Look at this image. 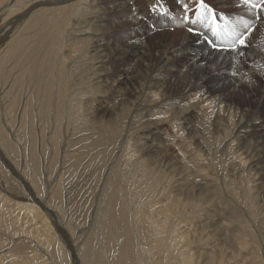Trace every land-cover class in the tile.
<instances>
[{"label": "bare ground", "instance_id": "1", "mask_svg": "<svg viewBox=\"0 0 264 264\" xmlns=\"http://www.w3.org/2000/svg\"><path fill=\"white\" fill-rule=\"evenodd\" d=\"M161 1L162 3L164 1V4L173 3V0ZM210 1L211 0H205L207 6L212 8L213 5ZM135 2H137V0H111L107 5H103L100 3V0H0V81L6 83V78L8 76L10 78L11 73L14 74L13 71L10 72L12 68H8V65L11 64L15 66L19 63V60H21V63L24 62V68H18L20 74V72L25 69L29 70V68H25V66L28 65L27 60L31 59V61L35 63L36 68H30V70L31 72L36 73L29 78L30 86L34 84L38 86V89H36L37 93L35 94L33 88H37L36 86L32 87V89L30 87L27 88L28 85L25 87V90L29 93L26 102L31 99L32 95L34 98L37 94L39 98L44 99L43 101L40 99L41 105L39 104L38 109L35 108L34 118L32 117L31 109L27 107L26 102L24 103L21 117L18 116L21 120V128L23 127L22 134L17 130V134H19H16V137L11 136L14 132L11 127L12 124H10V121L8 120L12 118L13 115L5 116L7 117L3 120L5 125L2 128L0 127V185L3 184L4 187L7 188L8 193V196L3 195V198H0L2 199V203L0 202V230L2 231V234H5V238L0 236V264H5L4 262L7 264H216L209 256V252H206L207 248L204 247V244L200 247L195 246L197 239L194 230L198 227L195 223H202L203 221L200 211L196 214L195 218L194 216L190 217L191 215H187L185 213V206L188 201L183 203L180 199V194L175 195V191H169L168 193L164 192L163 194L160 192L159 195L157 194L158 196L156 195V199L151 198L153 191L158 188L154 183L156 182L155 180L158 179L152 176L150 173V169L152 168H147L144 165V162L143 164L137 159L128 157V155L126 157V154L123 151L124 148L121 151L124 153L126 161H122L123 159L119 160V158L118 161L109 163L110 166L107 165V169H102V167H96V169L93 168V166L90 168L91 161H89L82 169L81 175L85 174L84 178L81 181L78 180V182L73 185L74 187L71 188L70 186L72 184L65 182V174L69 169L66 171H59L57 168V166H59V168L64 169L63 167L65 166L64 164L67 163L65 161L67 157H77V159L82 158V161H84L86 156L88 157L87 153L89 152H87L88 149H86L85 146L88 148L94 145L95 147L101 145L103 142L101 134V127L103 125L101 126V123L104 122L105 119H108L110 122H107L111 126L110 134L120 132L122 129L125 131V127L127 128L128 125L131 124H125L124 119L125 117L130 116L132 111L134 112V108L136 107L134 105L135 103H132L129 99H136V97H134V94L131 95V93L126 90V92H122L119 89L120 86L126 85L131 77L129 78L127 72H122L120 78L111 84L109 79L103 80L105 74H101V70L105 68L106 63V61L101 59V52L103 51L101 50V47L103 41H105L106 37L110 35L106 30L107 24L110 20L120 16L121 18H124L125 21L129 22V25L124 27H128V29L126 28L127 31L125 36L128 39L127 46L130 47V51L128 52L127 50L128 55L126 54L123 59V66L118 65L119 68H148V70L153 73V70L158 66L159 68H166V71H169L168 68H172V66L175 65V62L168 59L165 54H160L158 59L156 54L149 56L147 59V56H143L144 54L142 53L143 55H141L140 59L132 61L133 63L131 62V64H127L128 66H124L125 61H129L135 54H137L141 49L140 46L143 49L145 48L144 43L146 42V39L153 34L152 31L147 28V22L149 21L147 18V12L142 10L139 5H135ZM156 3L157 0H153V5ZM245 10H247V14L242 18L247 19L246 22H248L249 27H255L254 32H257L261 38L260 41H256L259 45H255L257 46L256 49H259H251V51L249 53L247 52L248 54L245 55L249 62H255V66L249 69H237V66H231L226 72L225 78H227L228 83L231 85L232 90L230 91L238 93L240 89L238 90L237 88L243 90V94H246L247 97V106L242 107L243 109L240 108L241 110H235L233 106H231V109L229 105L224 104L221 99L227 98L226 96L228 95L224 94L219 95L221 98L208 100V93L204 91L205 88L201 86L202 80L196 79L197 81L192 83V85H184V79H182L183 82H181V78L179 77L181 74H179L178 76H173V82L172 80L169 82H172V84H170L172 88L169 89V91H173L168 99L163 100V96L159 99L157 97L158 102L156 99L155 101L150 102V105H144L141 108V119L144 120L146 116L151 115L150 117H152L153 121L148 124H138L137 129L133 132L149 133L151 131L154 134V131H156L159 126H162V123H167V128L170 129L172 134L168 143L176 144L179 142L181 144L184 142L183 145L185 146V149L190 148L192 142H197L199 145L204 146L209 153L215 154L217 153V149L222 150V147L225 146L227 142L232 143L234 140L238 141V146L245 142L249 143L250 141L251 144L255 143L259 149H264L263 119L258 117L260 114L257 107H253L255 98L252 97L250 99V95L252 94L249 95L248 92H245L246 86L259 85V87H261L259 83L261 79L257 82L255 81L256 77L264 78V56L261 55H264V19H260L262 13L259 10L250 9L248 7H246ZM226 12H228L227 9H224L221 13ZM110 14L112 15L110 16ZM221 17L223 19L224 16H220L219 18L221 19ZM257 18L260 19V21L257 22ZM148 23L150 24V22ZM205 23L206 22H204V26ZM157 24L158 22H155V25ZM241 24H243V22L238 24V33L242 31L243 34L246 30ZM190 28L200 32L204 39H207L211 33L206 29H198L196 26H190ZM183 35L185 38L193 39L194 42H196L195 47L196 45L202 46L204 47L203 51L210 52V49L204 43H201L198 37L189 35L188 30H186V33ZM10 43L14 44L8 49L7 45ZM136 48H138L137 51H135ZM239 51L240 50H236L234 52H237L238 54ZM196 52L197 51H191L186 55H189L188 58H194ZM213 52L214 53H211L212 55H225L220 54L222 52ZM234 52H226V55H230ZM11 58L12 60H10ZM146 60L148 61V64L143 63ZM115 61H117V59ZM118 63H120V61H118ZM37 73L39 74L37 75ZM157 73L160 74L161 72L157 71ZM164 73L162 76H157L158 78H156L155 83L158 84L159 82L165 84V86L168 84L170 74L164 75ZM45 74L46 76H44ZM20 78H22V75ZM44 78L45 81H43ZM137 78L138 76H135L134 82L138 80ZM146 78H151V74L147 72ZM13 80H17L15 87L17 86L18 81H21V79L17 78H14ZM150 80L151 79H149V81ZM41 81L44 83L42 84ZM179 83H181V86H179ZM1 85L5 86L4 84ZM22 85H25L24 82ZM262 86H264V81L262 82ZM157 87L158 86H156V88ZM107 88L110 89L106 90ZM148 90L151 94L152 90H150L149 87ZM12 92L13 91L9 90L7 93L12 94ZM158 92H160V90ZM152 94L155 95V92ZM156 94L161 95L159 93ZM260 95L264 96V89L261 91ZM5 97L6 99L8 98L7 95ZM6 99L2 101H5ZM16 99L17 98L13 96L12 101L17 103ZM2 101H0V106L2 107L1 111L6 114H11L12 112L9 111V109L12 108L14 104L5 107V103H2ZM143 101H145V99ZM172 101H177L175 103H178L179 107L172 104ZM260 102L261 100H258L256 103L261 105L262 102ZM97 103L100 104V107H98V105L97 108H94ZM191 110L193 115L199 118L198 123L194 122L195 124L193 125H190V123L193 122H190ZM27 113L30 116L28 121L26 119ZM51 114L52 117H50ZM14 115L16 114L14 113ZM68 117H70L69 120H71V126L65 123V120H68ZM118 119L121 121H117ZM36 120L38 123L36 128H38L39 131L35 129ZM159 120L162 122L158 123ZM231 120H233V123H236L233 124ZM27 123V128L29 130L28 137L25 135ZM75 124L78 125L75 126ZM71 127V138H68L67 135ZM47 132L48 137L45 138ZM184 133L187 135L193 133L190 141L186 139L184 141ZM197 133H200L203 137L195 136ZM212 133L221 134V137L220 135L216 137L218 142L216 141L215 144L206 140L204 137V135H207L206 137H211L210 135ZM31 134L33 137L34 135L35 137L39 136V148L42 151L39 150L37 153V145L34 147V142L31 141L29 149L26 152V157L23 153V156H19L21 158L20 162L17 151L18 147H16L17 149L15 150H11V148H13L15 142H19L21 145L24 138L25 142H27V139L30 140ZM8 138H10V140ZM69 139L75 140L74 144H72L73 148L84 143V147L81 148V150H84L85 152H82L80 149L75 151L71 149L70 151L67 150V141ZM92 139H94L93 141L96 143H94ZM142 139L147 142L149 138L142 137ZM135 141L136 140L133 142ZM85 142L89 145L85 144ZM141 142L142 145L143 141ZM251 147L253 149V146ZM68 148H70V146ZM128 148L130 147L128 146ZM180 148L184 151L182 150V154L178 152L177 157L185 160V163L183 162L184 165L182 166V170L183 174L187 172L183 176V181L186 182L187 180H191L190 178L193 179L195 177H205V174L209 171L205 169L207 166L204 168L206 171L203 170L205 172H203L200 167L195 170L196 172H191L196 159H192L189 156H195V151L187 156L191 149H187V151L182 147ZM8 151H11L16 155V159L18 158L17 161H13L12 157L9 156ZM70 152L71 154L69 155ZM234 152H237V149ZM201 153H196L199 158L198 164L202 162H200V157L203 158L202 160H205L204 156H201ZM260 154L258 156H260ZM251 157H253V155ZM39 158L41 159L43 167L41 170L46 176L45 179H42V181L44 180L45 182L41 189L38 188L36 184L38 178L37 174H39H36L39 169ZM245 160L248 161L246 157ZM252 160H254V158ZM255 160L254 162L259 161ZM240 162H242V160H240ZM57 163H59V165H57ZM101 164L103 165L102 158ZM80 166L82 167L83 165ZM239 166L244 167L243 163H240ZM49 168L52 169L49 170ZM53 168L54 172L52 173ZM261 168L263 169V167ZM101 170L102 182L101 184H98L97 181L92 179L96 174L95 172L99 173ZM103 171L106 172L103 173ZM152 171L155 172L156 170ZM231 172L233 173V170ZM160 173L161 172L158 174ZM12 174L19 192L15 190L16 188L13 187L11 183L10 176ZM260 175L264 176L262 174ZM225 176L223 177V180H225ZM255 176L259 178V176ZM165 177L169 178L168 176ZM218 178L220 177L218 176ZM260 178L262 179V177ZM207 179H216V177L211 174ZM169 180H173V178L171 177ZM40 181L41 180L38 179V184H40ZM93 181L95 187L99 185L96 197L94 195L98 200H95L92 196L91 199L93 200V204L90 203L92 205L91 212L90 209H88V211L85 212L86 214L84 215V218L79 222L77 219L78 217L76 218L74 216V214H76L73 210L74 207L72 209L70 206L71 199L73 198V202L76 203L75 201H77L80 196L79 199H86L87 201L88 199L85 198V196L88 188H91ZM213 181L214 180L209 182V184L210 187L215 189V192L221 189L222 192L230 193L228 191L230 188L227 189V186L216 187V184H214ZM175 182L176 179H174V183ZM127 183L130 185L131 183H136L135 187L132 186L133 195L140 198V192L144 191V197L139 200L127 197V194L129 193L120 195L118 190L122 188L123 191ZM259 183L260 181L258 184ZM180 184L182 183L180 182ZM186 184L188 186L187 182ZM217 186H219V184ZM258 186H260V189L262 188V185ZM95 187L91 188V192H93ZM179 187H181V185L174 186L175 189H179ZM161 189L165 190V187H161ZM63 191H65V196ZM205 191L207 192V190ZM13 192L16 195H10ZM251 194V191H247L244 194L246 199H248V203H250L248 205L250 208L257 205V201L251 199ZM23 195H30L31 201H26V203H12L15 205L13 208L14 210H8L5 207V203L11 202L12 198H18V196L22 197ZM10 196L12 198H10ZM58 199L60 203H62L61 206H57ZM94 202L96 205H94ZM128 205H130V208L134 209L129 210L128 212L129 208L127 209L126 207ZM78 206L79 204L77 202L75 207L78 209ZM125 207L129 213L127 215V212L124 209ZM250 210L252 211V209ZM69 211H71V213H69ZM191 211H193V208H191ZM211 211L213 213V210ZM209 216L211 217V215ZM15 221L20 222V225L21 223L23 224L20 228L26 232L22 234V237H20V235L17 236V234L15 235V233L12 232L14 231L17 233L19 229V226L15 227L17 224ZM14 223H16L15 226ZM206 229L208 230V228ZM8 230H10V234H6ZM23 230H21V232ZM200 235L201 234H199V236ZM1 239L4 240V242H1ZM228 240L229 239H227V241ZM227 244L230 245L231 241L229 240ZM32 245H34V248ZM239 245H243V247L234 248L235 250L232 252L230 250L232 248L229 250L232 255L236 253L238 257H243L242 259L244 260L241 261L245 264L246 260H248L247 257H244L247 254L244 249V246L246 245L245 240L240 238ZM236 250L239 252L237 253ZM50 258L54 261L50 260ZM220 259L218 260L220 261ZM237 259L238 258H236V260Z\"/></svg>", "mask_w": 264, "mask_h": 264}, {"label": "rangeland", "instance_id": "2", "mask_svg": "<svg viewBox=\"0 0 264 264\" xmlns=\"http://www.w3.org/2000/svg\"><path fill=\"white\" fill-rule=\"evenodd\" d=\"M110 1L111 0H100V3H102L103 5H107L108 3H110ZM113 1H116V0H113ZM146 1H148V2H146ZM146 1L145 0H137V2H135V5H137V6L139 5V7L142 10L147 12V15H148L147 18L149 19L148 22H150V24L147 22V28H148V30L152 31L153 34L148 39H146V42L144 43V45H145L144 49L140 46L141 49L137 52V54H135L136 56L134 55L132 57V55L129 53V55H131V57L133 59L131 58L129 61H125L124 66H128L127 64H131L132 61L140 59L141 55H143V54H144L143 56H147V59L149 58V56H152L154 54L157 55V59L160 56V54H165L168 59L175 62V65L172 66V68H168L169 71H166V68L165 69L159 68V66H158V67H156L155 70H153V73H152V71H149L148 68H137V69L136 68H132V69L131 68H119L118 65L123 66V62H124L123 59H124L125 55L126 54L128 55V52L130 51L129 50L130 47L127 46L128 39L125 36V33H126L128 27H124V26L129 25V22L125 21L124 18H121L120 16H117L115 19L110 20V22L107 24V27H106V30L109 32L110 35L106 37V39H105V41H103L102 47H101V50H103L102 51L103 53L101 52V56H102L101 59L106 61L105 68H103L104 71L101 70V74H105V77L103 80L109 79L111 84H112V82H114L120 78L122 72H127L129 74V78L131 77L129 82L127 84L125 83L126 85H122L119 87L120 91H122V92L128 91L129 93H131V95L134 94V97H136V99L135 98L129 99V101H131L132 103H135L134 104L136 106L134 108L135 113L132 111V114H130V116L125 117V119H124L125 124L126 123H129V124L131 123V124L128 125L127 128L125 127V131L122 129L120 132H114V134H110V130H111V126L109 124L110 122L108 119H105L104 122L101 123V126L103 125L102 127H104V128L101 127V129H102L101 134L103 137L102 140L104 143L102 142L101 145L96 144L98 147H95V145H94V146H90L87 148V146H85L86 149H88L87 152L88 151L89 152L87 153L88 157L86 156L84 161H82V158L77 159V157H72V158L67 157L65 159V161L67 162V163L66 162L65 163L67 165L64 164L65 166L63 167L65 170L62 168H59V166H57V165H59V163H57L56 166H57L59 171H66L67 169H69V171L65 174V177H66L65 182L72 184L70 186V188H71V187H74L73 185H75L78 182V180L81 181L84 178L85 174L81 175L82 169L86 165V163H88L89 161H91V164L89 166L90 168H91V166H93V168L102 167V169H107V165L110 166L109 163H113L114 161H118L119 158H120L119 160L123 159L122 161H126V159L124 158V153H125L126 157L128 155V157H132L134 159H137V160L141 161L142 163L144 162L145 164L144 163L143 164L147 168H149V169L152 168V169H150V173L152 174V176H154V178L158 179V180H155L157 183L154 182L158 188L154 190L156 192V194L153 191L151 198L156 199V197L160 194V192H161V194H163L164 192L168 193L169 191H171V192L175 191L174 194L175 195L180 194V199L182 200L183 203H186V201H188L186 203V206H185V213L187 215H189V216L191 215L190 217L194 216V218H195L196 214H198L200 211L203 221H202V223H195V225L198 226L199 228L196 227L194 230L196 232V239H197L196 243L199 245V242H200V245L198 246L195 243V246L200 247V246H202V244H204L205 246L204 245L203 246L207 248L206 252H209L208 254H210L209 256L212 258V260L215 261L214 263H216V264H243V262L241 261V260H244V259H242L243 257H238V255H236V253H234V255H232V253H230V250H231V252L233 250H235L234 248H242L243 247V245H239V239L242 238L245 240L246 245L244 246V249H245V252L247 253L244 257H247V259H248V260H246L245 264H264V184H263L264 183V176L260 175V174L264 175V154H263L264 149H262V148L259 149L255 143L251 144L250 141H249V143L245 142L246 144L244 143V144H241L240 146H238V141L234 140L232 143L236 142L237 144L236 143L232 144V143L227 142L226 145L222 147L223 148L222 150L217 149V153L211 154L207 151V149H205L204 146L199 145L197 142H192V146H191L192 148L191 147L187 148V149H191V150H189L190 152L187 154V156H189L190 153H194V151H195V153H194L195 156H189L192 159H196L195 165L192 166L191 172H194L198 167H200V169L202 168V171L207 169V171L209 170L210 172L208 171V173L205 174L206 175L205 177L204 176L200 177V178L195 177L193 179L190 178L191 180L186 181L188 183V186H187L186 182L183 181V179H184L183 176L187 172H185V174H183V170H182L183 169L182 166L184 165L183 162L185 163V160L177 157L178 152H180L182 154L184 151L180 147L185 149V146L183 145L184 142L181 144L179 142H177L176 144L168 143V140L172 134L170 132V129L167 128V123H165V124L162 123L161 124L162 126H159L160 128L158 127L157 130L154 131V134L151 131L149 133L133 132L135 129H137L138 124H140V123L141 124H143V123L148 124L151 121H153L152 117H150L151 115L146 116L144 118V120L141 119V117H140V114H142L141 108L144 105L145 106L150 105V102L155 101L157 99V97L159 99L163 96V100L168 99L172 94L171 92L173 91V90L169 91V89L172 88V86L170 85L173 82L172 78H173V76H178L179 74H181V75H179V77L181 78L180 81L183 82L182 79H184V82H183L184 85H187V84L192 85V83L197 81L196 79L202 80L203 84L201 83V86L204 87L205 88V89L203 88L204 91H206L208 93L207 94L208 100H211L213 98H221V97H219V95H223V94L228 95V96H226L227 98H221L222 101L224 102V104L229 105L230 108H231V106H233V108L235 110L243 109L242 107L247 106V104H248L246 94L245 95L243 94V90H241V88H237L238 90L240 89L238 93H235V91L234 92L230 91V90H232V88H231V85L228 83L227 78H225V74L229 70V67H231V66H234V67L237 66V69L253 68L255 66V62H252V61L249 62L247 60V58L245 57V55H247L251 51V49H254V50L259 49V48L256 49L257 46H255V45H259L257 42L260 41L261 38H260L259 34L257 32H254V30H253V32L249 33V35H248V39L250 41L249 47L238 48L237 50H240L238 52V54H237V52H234L236 50H233L234 53H232L230 55H226L225 51H217V50H213V48L211 49L209 47V45L204 41L205 39H203V37L196 36V35L189 32L188 28H190V26L191 27L196 26L198 29L208 30L206 26H204V25L200 26V22H196V23L190 22L191 18H193L195 16L196 9L199 7L198 0H179V1L176 0L177 4H176L175 0H173L172 4H164L165 3L164 1L162 3V1L159 0V3H156L155 5L157 8L163 7L164 9L167 10L166 13H163V14L159 11L151 10V8H152L151 6H153V0H152V3H151V0H146ZM184 2H187L190 5L189 9L187 10V15L190 18L189 21H185L183 19L185 12H184L183 8L181 7V5ZM227 2H228V4L226 5ZM252 2L256 3L257 0H252ZM210 3L213 5L212 9H213V11H215L216 15L218 17L224 16L223 19H226V22H224L223 24H225L227 26V28H228L227 30L230 32L233 29H235V31L238 33V30H239L238 24L245 22L247 20L245 18H242L245 14H247L246 11L248 9L245 10L246 6L239 4L238 1H236V0H233V1L232 0H211ZM215 3H216V5H215ZM224 9H227L228 12L221 13L224 11ZM111 15L112 14H110V16ZM110 16H109V18H110ZM260 19H264V13H262ZM260 19L257 18L256 21L258 22V21H260ZM151 20H153V21H151ZM155 22H158V24L155 25ZM241 26L244 27L243 24H241ZM251 27H249V28H251ZM208 28H209V26H208ZM122 29H124V30H122ZM244 29H245V27H244ZM186 30H188L189 35H192L194 37H198L200 39V42L204 43L210 49V52L208 53L206 51H203L204 47H202V46L196 45V47H195L196 42H194L193 39L183 37L184 36L183 34L186 33ZM245 30L247 32L248 29H245ZM193 31H195V30H193ZM246 32H244V33H246ZM240 34H242V31H240ZM0 37H1V35H0ZM232 42L233 41H227L225 43H222V41H217L216 43L218 44V46L232 47ZM13 44L14 43L8 44L7 48L8 49L11 48L13 46ZM108 44H109V46H108ZM104 46H106V47H104ZM104 49H105V51H104ZM127 50H128V52H127ZM134 50H133V52H134ZM137 50H138V48H136L135 51H137ZM191 51H193V52L197 51L194 58H188L189 55H186L187 53H190ZM213 51H216L219 53L222 52L220 54H225V55H222V56L218 55V54L212 55L211 53H214ZM227 52H232V51L230 50ZM240 52H244V55H240ZM261 55L264 56L263 54H261ZM226 56L228 57V59ZM116 59H117V61H115ZM10 60H12V58ZM109 60H111V61H109ZM118 61H120V63H118ZM27 62H28V65L25 66V68H29V70L25 69V70L21 71L20 74L18 72V68H24L23 67L24 62L21 63V60H19V63L16 64L17 66L16 65L14 66L11 64L8 65L7 66L8 68H12L10 70V72L13 71L14 74L11 73L10 78H9V76L6 78L7 79L6 83L4 81L3 82L0 81V94H1L0 95V99H1L0 101L6 99L5 96L7 95L8 98L5 101H2V103H5V107L10 105V104H12V105L14 104V106L9 109V111L12 112L11 114H6V113L2 112L1 111L2 107L0 106V108H1L0 109V117H1L0 118V124L2 123L0 125V127L2 128L5 125L4 121H3L7 118L5 116H10V115L12 116L13 115L15 117L14 118L12 116V118L14 120L12 118H10V119L8 118L9 119L8 121H10V124H12L11 127H12L13 132H14L11 134L12 137H16L17 130H19V133L22 134L23 127L21 128V120L19 117H21V111L24 107V103L26 102V99H28V96H29V93L25 90V87L28 85L27 88L30 87L32 89V87L36 86L34 84H32V86H30V79H29L31 76H34V74L36 73V72L33 73L30 70V68H36L35 63L32 62L31 59H28ZM238 62H240V63H238ZM143 63L148 64V61L146 60ZM157 68H158V70H157ZM26 70H28V71H26ZM107 70H108V72H107ZM122 70H124V71H122ZM157 71L161 72V73L159 74V73H157ZM30 72H31V74H30ZM147 72L151 74V78H148V79L146 78ZM163 73H164V75L170 74L169 79H168V84L166 86H165V84H161L159 82H158V84L155 83L156 78H158L157 76L158 75L162 76ZM38 74L39 73H37V75ZM21 75H22V78H20ZM44 76H46V74ZM135 76H138V78H137L138 80L135 81L136 83L134 82ZM190 76H192V77H190ZM14 78L21 79V81L19 80L20 82L18 81L16 87H15V85H16L17 80L14 81L13 80ZM149 79H151V80L149 81ZM259 79H261V80L259 81ZM263 79H264L263 77H261V78L256 77L255 81H257V82L259 81L261 87H259V85L246 86L245 92H248L249 95L252 94V95H250V99L252 97L255 98V101L253 103V107H257V110L260 114L258 117L263 119L262 121L264 123V96L260 95L261 91L264 89V86H262V82L264 81ZM170 80H172L171 83H169ZM187 80H188V82H187ZM43 81H45V78ZM43 81H41L42 84L44 83ZM23 82L25 85H22ZM1 84H4L5 86H2ZM111 84H110V86H111ZM179 84H180L179 86H181V83H179ZM7 85H10V86H7ZM21 85L23 88L21 87ZM156 86H158V87L156 88ZM36 87L37 88L34 87L35 89L33 88V92L35 94L37 93L36 89H38V86H36ZM148 87L150 88V90H152V93L155 92V95L152 93L151 94L149 93L150 91L148 90ZM108 89H110V88H107L106 90H108ZM9 90L13 91L12 94L7 93V92H9ZM159 90H160V92H158ZM229 92H231V93H229ZM156 93H159L161 95H157ZM243 95L245 96V98ZM13 96L17 98L16 99L17 103L12 101ZM37 96H38V94H37ZM37 96H35L33 98V95H32L31 99L27 100V102H26L27 107L29 109H31V111H32V117L33 118L35 116L34 115L35 108L38 109L39 104L41 105L40 99L42 101L44 100L42 98H39V96H38V98H39V100H38ZM142 96H143V98H142ZM151 96H154V97H151ZM209 96H210V98H209ZM142 99L143 100L145 99V101H143ZM158 99H157V102H158ZM226 100L229 102H227ZM258 100H261V102H262L261 105L256 103ZM175 102H177V101H172L171 103L174 105H177V107H179L178 103H175ZM225 102H227V103H225ZM33 103L35 104V106ZM97 106L100 107V104H98V103L95 104L94 108L95 107L97 108ZM33 107H34V109H33ZM149 107H153V106H149ZM18 112H20V113H18ZM14 113L16 115H14ZM237 113H238V111H237ZM48 117H49V115H48ZM48 117H46V118L49 119L50 117H52V114L49 118ZM190 117H191L190 122L193 121L192 123H190V125L198 123L199 118L193 115L192 110L190 112ZM26 119H27V121L30 119V116L28 113L26 114ZM69 119H70V117H68V120H65V123H67L71 126L72 123H71V120H69ZM136 120H137V122H136ZM117 121H121V120L118 119ZM231 121L233 123V120H231ZM107 122H109V123H107ZM159 122H162V121L159 120L158 123ZM22 123H23V121H22ZM83 123H84V121H83ZM235 123H233V124H235ZM37 124L38 123L36 120L35 121V129L37 131H39L38 128H36ZM67 124H65V125H67ZM78 124H75V126H77ZM27 125H28V123L26 124V128L28 127ZM26 128H25V135L27 136L29 130H28V128L27 129ZM71 129H72V127L69 130L70 133L68 132V135H67L68 138H71ZM26 130H27V132H26ZM3 132H5V131H3ZM47 134H48V132L45 134V138L48 137ZM192 135H193V133L191 135H187L186 133H184V136H183L184 141H185V139L190 141V139L192 138ZM218 135H220V137H221V134H218V133H212L210 135L211 137H206L207 135H204V137L206 140L211 141L213 144H215L216 141L218 142V140L216 139V137H218ZM195 136L203 137V135L201 136L200 133H197ZM38 137L39 136L35 137V135L33 137L31 134V138L29 136L30 140L27 139V142H25V138L23 139L24 141L22 140L23 141L21 144L22 146L20 145L19 142H17V143L15 142V144L13 145V148H11V150L12 149L15 150V149H17L16 147H18L17 151H18V158H19L20 162H21V158H20L21 156L25 155V157H26V155H27L26 152L29 149L31 141L34 142V145H35L34 147H36V145H37V153L39 152V150L42 151L39 148L40 139ZM136 137H138V138H136ZM142 137H147V139L148 138L149 139L147 142H145L146 140L144 141L142 139ZM8 139L10 140V138H8ZM69 140L67 141L68 142L67 150H69V151H70V149L73 151L78 150V149L81 150V148L84 147V143H82L80 145H77L75 148H73L72 144H74L75 140L74 139L70 140V141ZM93 140L94 139H92V141ZM131 140H132V142H131ZM134 140H136L135 141L136 144H135V142H133ZM140 140L143 141L142 145H141L142 142ZM93 142L96 143L95 141H93ZM247 143H248V145H247ZM85 144H87V143L85 142ZM87 145H89V144H87ZM139 145H140V147H139ZM144 145H147V146H144ZM254 145L256 146V148ZM69 146H70V148H68ZM128 146L130 148H128ZM251 146H253V149ZM20 148H21V150H20ZM123 148H124V150H123ZM199 148H200V150H199ZM89 149H93V150H89ZM187 149H185V150H187ZM236 149H237L238 153L234 152V151H236ZM121 150H123L124 153ZM250 150H252L253 152ZM260 150H262V151H260ZM81 151L85 152L84 150H81ZM8 152H9V156L12 157L13 161L14 160L17 161L18 158L16 159V155L13 154V152H11V151H8ZM104 152H105V154H104ZM260 152H261V154H260ZM22 153H23V155H22ZM196 153L197 154L201 153V156L202 157L204 156L205 160H202L203 158L200 157V162L202 161L200 164H198L199 158L197 157ZM46 154H48V153H46ZM70 154H71V152L69 153V155ZM202 154H204V155H202ZM237 154L239 157L237 156ZM240 154H241V156H240ZM259 154H260V156H258ZM48 155H50V154H48ZM91 155H92V157H91ZM252 155H253V157H251ZM244 156L246 157V159L248 161L245 160ZM101 158H102L103 165L101 164ZM249 158H251V159H249ZM253 158H254V160L256 159L259 161L254 162V160H252ZM240 160H242V162H240ZM83 162H85V163H83ZM259 162H260V164H259ZM240 163H243L244 167H240L239 166ZM80 165H83V166L81 167ZM117 166H120V165H117ZM236 166H238V167H236ZM261 167H263V169ZM39 169L37 170L38 172H36V174L37 173L40 174V175L37 174L38 178H37L36 184H37V187L41 189L43 187L44 182H45L44 180L42 181V179H45L46 176L43 174L44 172H42V170H41V169H43V167H42L40 158H39ZM50 169H52V168H49V170ZM231 169L233 170V173L231 172L232 171ZM259 169H261V170H259ZM152 170H156V171L153 172ZM87 171H88V169H87ZM205 171H203V172H205ZM253 171H254V173H253ZM53 172H54V168L52 170V173ZM105 172L106 171H103V173H105ZM159 172H161V173L158 174ZM69 173L71 176L69 175ZM95 173H96L95 174L96 176L94 175L92 180L97 181L98 184H101V182H102V180H101L102 179V170L99 171V173L98 172H95ZM211 174L214 175L216 177V179H207ZM235 174H238V175H235ZM207 175H209V176H207ZM255 175H257V176L260 175L259 178L262 177V179L261 178L259 179ZM48 176H50V175H48ZM165 176H168L169 178L172 177L173 180H169V178H166ZM218 176L220 178H218ZM224 176H225V180H223ZM10 178H11V183H12L13 187H15L16 188L15 190L17 192H19V189L16 185V182H15V180H13V174L10 176ZM229 178H230V180H229ZM38 179L41 180L40 181L41 185L38 184L39 183ZM174 179H176L175 183H174ZM177 179H178V181H177ZM212 180H214L213 182H214V184H216V187L227 186V189L230 188V190H228L230 193L222 192L221 189H219L218 191L215 192V189L210 187V184H209V182H211ZM94 181L92 184L90 183L91 188L95 187ZM259 181H260V183L258 184ZM180 182L183 185L180 184ZM218 184H219V186H217ZM257 184L262 185L261 186L262 188L260 189V186H258ZM2 185L3 184L0 185V195L2 192L3 193L0 196V198H3V195L8 196L7 188H5L4 185L2 187ZM135 185H136V183H131V185L129 183H127L125 185L123 191H122V188H120L118 191L120 192V195L129 193V194H127V197H130V198L132 197V199H139L140 200L144 197V191L140 192V198L134 196L133 192H132V186L135 187ZM176 185H179V186L181 185V187H179V189H175L174 186H176ZM98 186H96L95 189L93 190L94 194H93V192H91L92 191L91 188L86 187V188H88V191H87L85 198H87L88 200L86 201V199H79L80 198V196H79L78 200L75 201L76 203L78 202V204L80 206V207L78 206V209L75 207L76 203L73 202V198L71 199L70 206L72 207V209L74 207L73 210L77 214V215L74 214V216L76 218L78 217L77 219L79 220V222H81V220L84 218V215L86 214L85 212L88 211V209H90V212H91V207H92L91 204H93L92 203L93 200L91 199L92 196L95 200H98L95 198L97 193H98V189H99ZM161 187H165V190L161 189ZM202 187H204V188H202ZM115 188H116V186H115ZM187 190L188 191L190 190V191L188 192ZM205 190H207V192ZM179 191H180V193H179ZM247 191L252 192V194H251L252 198L251 199L254 201H257L256 206H252L251 208H250V206H248L250 203H248V199H246V196L244 195L245 192H247ZM130 192H132V193H130ZM63 194L65 196V191H63ZM10 195H16V194L13 192ZM94 195H95V197H94ZM10 198H12V197L10 196ZM30 199H31L30 195H28V196L23 195L22 197L18 196V198H12L11 199L12 201L8 202L9 204L5 203V207L8 210H12L15 207V205H13L12 203H14V202L15 203H18V202L26 203V201H31ZM82 200H83V202H82ZM58 201H59V199H58ZM58 201H57V206L58 205L61 206L62 203H60V201L59 202ZM80 201H81V204H80ZM0 202L2 203V199H0ZM27 203H29V202H27ZM30 203H32V202H30ZM63 203H64V201H63ZM64 205H66V204H64ZM94 205H96L95 202H94ZM126 207H127V209L129 208L128 212H129V210L134 209V208H130V205H128ZM126 207L124 208L125 210H126ZM191 208H193V211H191ZM250 209H252V211ZM211 210H213V213ZM126 212H127V210H126ZM128 212L126 213V215L129 214ZM214 212H216V213H214ZM69 213H71V211H69ZM209 215H211V217ZM213 218H215L216 220ZM85 219H86V216H85ZM16 223H14V226H15V224H16L15 227L19 226L18 232L17 233L14 231H12V232L15 233V235L17 234V236L20 235V237H22L23 236L22 234H24V232H26V231L23 230L22 228H20L23 225L22 223H21V225H20V222H16ZM199 225H201V226H199ZM202 225H205V226H202ZM203 228H204V230H203ZM206 228H208V230ZM21 230H23V231L21 232ZM9 231L10 230H8V232L6 234H10ZM199 231H200V233H199ZM199 234H201V235L199 236ZM4 235L5 234H2V231H1L0 236L5 238ZM245 235H248V236H245ZM228 236H229V238H228ZM227 239H229L231 241L230 245L227 244V242H229V240L227 241ZM1 242H4V240L1 239ZM33 246L34 245H32V247ZM230 248H232V249H230ZM219 250L222 253H220ZM226 252H227V254H226ZM236 252L238 253L239 251L236 250ZM220 257H221V259H220ZM217 258L220 259V261ZM236 258H238V259L236 260ZM50 260L54 261L51 258H50ZM4 263L7 264L6 262H4Z\"/></svg>", "mask_w": 264, "mask_h": 264}, {"label": "snow or ice", "instance_id": "3", "mask_svg": "<svg viewBox=\"0 0 264 264\" xmlns=\"http://www.w3.org/2000/svg\"><path fill=\"white\" fill-rule=\"evenodd\" d=\"M199 2V7L196 9L195 15L196 19L192 20L191 23H196L199 21H204L207 22L212 35L215 37L220 36V32L217 30L216 27V20H217V15L213 11L212 8L208 7L205 0H198ZM157 3H159V0H157ZM243 3L245 5H250L253 9H258L261 13H264V0H257L256 3H253L252 0H243ZM181 7L183 8L185 14L183 19L185 21H189V16L187 15V10L189 9L190 5L187 2H184ZM153 11H159L162 14L166 13V9L163 7L157 8L156 5L154 4L151 8ZM207 14V15H206ZM259 18V17H258ZM222 19V17H221ZM245 29H248L249 32L252 31V29L249 28L248 22H243ZM189 32L193 31L191 28L188 29ZM232 37V47L235 48L237 45H239L241 48H247L249 47L250 41L248 39L247 35L237 33L235 30L232 31L230 34ZM213 46H215L213 44ZM240 55H244V52H240Z\"/></svg>", "mask_w": 264, "mask_h": 264}]
</instances>
